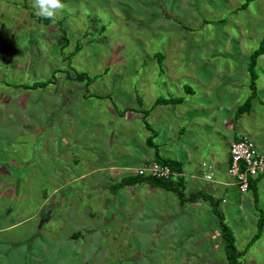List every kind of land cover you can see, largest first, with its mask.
<instances>
[{
    "label": "rangeland",
    "instance_id": "obj_1",
    "mask_svg": "<svg viewBox=\"0 0 264 264\" xmlns=\"http://www.w3.org/2000/svg\"><path fill=\"white\" fill-rule=\"evenodd\" d=\"M62 3L47 22L32 0H0V264H228L220 224L237 263L264 264V181L242 195L212 171V181L228 182L202 190L213 208L180 205L171 193L147 194L135 176L145 164L127 161L128 143L117 159L104 137L111 128L115 140L123 134L134 104L180 98L157 114L178 131L164 155L184 171L199 156L223 166L241 133L264 156V0ZM233 118L234 137L222 129ZM138 125L131 155L152 158L153 149L139 148ZM85 154L104 166L127 162V184L115 185L107 170L81 178L91 170Z\"/></svg>",
    "mask_w": 264,
    "mask_h": 264
},
{
    "label": "crops",
    "instance_id": "obj_2",
    "mask_svg": "<svg viewBox=\"0 0 264 264\" xmlns=\"http://www.w3.org/2000/svg\"><path fill=\"white\" fill-rule=\"evenodd\" d=\"M206 97H207V95H206ZM254 97L255 96L253 95V97H251V99H254ZM134 105L135 106L132 109H126L129 112L126 114V119L123 121V122H125L124 126H126L125 127V131H122L123 134H119L117 139L115 140L113 138L114 134L117 135L118 133L115 130H113V128H111V130L104 136V137H106V136L110 137V140L108 141V146L109 147L115 148L117 146L116 149H115L116 150V154H114V156L117 159L118 158H122L123 154L121 152V144L122 143H125V144L128 143V149H127V152L125 153V156H124L127 159L128 162H130L131 157H133L134 160H139L140 166L144 165V164L146 165V164H149L150 162H154V158H155L156 154H157V156H159V157H161L163 159H168V160H172V161L176 162L179 165V167H180V174H175L172 177V179L174 180V182H177L179 184H184L185 187L187 188L186 189L185 187H181L180 186V190L182 192V198L180 199L174 193L168 192V191H166V190H164L162 188L155 187L154 185H150V183L145 179L147 177H144V179L147 181V183L145 182V184H148L147 185V189H146V193L147 194H154L155 192L158 191L159 193L164 195L165 199H167V195L171 193L174 196L172 199L177 200L178 204H180V205H182V203H185V201H188L187 202V204H189L188 206H195V205H198V203L201 201L202 203L203 202L207 203L208 205H210L211 208H213V205H214L213 201H212L213 197L211 195L206 196L204 193H202V190L206 186H209L208 184H210L212 182L213 184H216L217 186H220L221 187V191H224V189L226 188L228 182H223V181L221 182V181H217V180H213L212 181L211 178H210V180H205L204 176L210 175V177H211L212 176V171H215V173H217L219 175L221 174V171H222L224 174L227 175L226 170H227V165H228V147H229L230 144L227 145L226 150H225L226 161H225L223 166H221L220 164H218L216 162V159H215L216 155L215 156H212V155L208 156V160H206V159L202 158L201 156H199L198 160L202 159L203 161H200V160L196 161L195 163L190 165L191 166L190 169H188V170L185 169V171H184V169L181 167V164L177 160H173L171 158H166L165 155H164V154H169L170 151H171V149H167L165 147V144L167 142H170V140H169L170 137L175 138L176 137L175 135L178 134V131L176 129H173L172 126L169 125L167 122H165V125H166L165 126L164 122H163L164 118L160 117L161 114H157L158 110L163 109V111H167L169 109L168 107L170 105H173V104H154L153 103V104H151V106L148 109H145V110L140 108L141 104H134ZM113 106H115V105H113ZM249 108H250V106H249ZM197 109L199 111L202 110L201 105H198ZM186 112L187 111H184V112H180L179 111L178 113H176V115L178 116L181 113L182 116H183V114H185ZM236 121H237V119H235V118L227 119V120L223 119L222 123L224 125H223L222 129H224V132L230 134L231 136L233 135V137H234L235 131H233L232 129H233V124ZM136 122H137V125L140 124V123L142 125H144V122L147 125V128L145 127V125L143 126V133H144L143 138H144V140L142 142V146H140L139 148L140 149H144V148L145 149H153L155 151V153L152 156V158H151V154L149 152L142 153L146 157H142V155L138 157L136 154L131 155V154L134 153L132 151L133 148L134 147L138 148L137 143H136V145L131 146V143L134 140L131 132L136 130L134 128L135 125H136ZM121 123H122V121H121ZM215 123H216V121H215ZM222 123H221V125H222ZM128 124L130 125L129 126L130 129L127 127ZM115 128L116 127L114 126V129ZM163 128H165V130H163ZM192 128L194 130L196 129L197 131H200V130H202L203 127L201 125H199V126L198 125H193ZM141 129L142 128L140 127V131H141ZM138 131L139 130L137 129V132ZM166 131L170 132L171 134L170 135L163 134ZM241 134H242L241 138H244V137L247 138V135H245L244 133H241ZM147 139H150V144H152V146L147 144ZM153 140H155V144L153 143ZM98 141L101 142L100 139H98ZM176 146H177L176 143H174V147H176ZM179 146L181 147V145H179ZM189 149L191 151H194V149L191 148V146H189ZM160 153H162V154H160ZM124 157H123V159H124ZM185 158H188V156L185 155ZM83 159L86 162L90 163L91 170L88 171V172L85 171L81 175V178H83L85 176L88 177V176L97 174V173H99L101 171L107 170V176L109 178H111L112 180L113 179L117 180V181H115V185H126L127 182H128V179H127L128 177L127 176L124 177L125 174H123V173H125L126 171L127 172H133V170H134L133 169L132 171H130L131 167H129L127 165L128 164L127 162H125L124 164L122 163V164H116V165H113L112 163H109L107 166H104L105 162L103 160L98 161L97 163H95V161H93V157L90 156L89 154H85L83 156ZM202 168H204V169L207 168V169L202 170ZM122 174H123V176H122ZM177 178H179V179H177ZM186 178L188 179L187 182H185V180H184ZM250 180H255L254 185L256 183L261 184V182L264 181V177L259 176V177L255 178V179H250ZM204 182H208V183L204 184L203 186H201ZM228 185L229 186H233V188H234L233 183H229ZM176 186H177V189H179V185L177 184ZM262 187H263V185H262ZM184 192L185 193L188 192V194L186 193V195L184 196ZM101 201L105 203L106 202V198H102ZM99 203H101V202H99ZM134 206L141 207V202H139L138 204L136 203ZM138 217L141 218L140 216L134 215L132 217V219H137ZM215 218H216V221L217 220H221L222 219V214L219 215V216L216 215ZM151 221H153V224H156L155 223L156 221H154V220H151ZM149 229H154V227L151 226V227H149ZM167 233L170 234V231H168ZM210 237H212V235Z\"/></svg>",
    "mask_w": 264,
    "mask_h": 264
},
{
    "label": "built area",
    "instance_id": "obj_3",
    "mask_svg": "<svg viewBox=\"0 0 264 264\" xmlns=\"http://www.w3.org/2000/svg\"><path fill=\"white\" fill-rule=\"evenodd\" d=\"M226 173L233 179L235 190L245 194L249 189V180L259 176L264 177V156L260 154L252 141L241 138L230 144L228 149V165ZM137 176H149L153 179L168 180L174 176L167 166L157 163L144 165L135 171ZM210 180V175L204 176Z\"/></svg>",
    "mask_w": 264,
    "mask_h": 264
},
{
    "label": "trees",
    "instance_id": "obj_4",
    "mask_svg": "<svg viewBox=\"0 0 264 264\" xmlns=\"http://www.w3.org/2000/svg\"><path fill=\"white\" fill-rule=\"evenodd\" d=\"M49 20L50 19H48L47 22ZM260 53H262V48H259L258 50L254 51L253 54H252L253 55L252 57L257 56ZM249 71H250V69H249ZM251 76H252L251 77L252 82L249 83V89L251 90L250 97H253V95L255 93V88L253 86L255 77L252 74H251ZM78 79H81V78L79 77ZM40 85L37 84V83H34L31 86H29L28 88L29 89H32V88L37 87V86H40ZM179 99L180 98H178V99H162V100H156L154 102V104H177L179 102ZM250 99L251 98H248V100L244 104V107H246V110L245 111H247V109L250 106V104H249ZM137 102H139V100ZM242 112H244L243 109H240V110L238 109V113H242ZM144 125L147 128V125H146L145 122H144ZM147 144H149L150 146H152V144H150V139H147ZM154 162L157 163V164H160V165L167 166L170 169V171L174 173V175L175 174H180V167H179V165L176 162L172 161V160L163 159V158L157 156V154H156L155 155V158H154ZM144 177H147L145 179L150 183V185H154L155 187L162 188V189H164V190H166L168 192L174 193L178 198H180V199L182 198V192L180 190L181 184H179L177 182H174V180L172 179L173 176L170 177V179H168V180H164V179H153V178H151L149 176H146V175L141 176V179H144ZM177 179H179V178H177ZM254 182H255V180H249V189L248 190H251L254 187ZM177 184L179 185V189H177V186H176ZM121 186H123V185H121ZM220 221L221 220H219V222ZM262 221H260V220L257 221V227L259 226L260 223L261 224L263 223ZM220 227H221V237H222V239L224 238V240L226 242V244H225V254H226V258H227L228 264H241V263H237L236 262V255L235 256L233 255L234 248L232 246L231 236L228 233L227 228L225 226H222V224H220ZM257 238H258V234L257 235H254V237L252 238V240H255ZM238 256H240V255H238Z\"/></svg>",
    "mask_w": 264,
    "mask_h": 264
},
{
    "label": "clouds",
    "instance_id": "obj_5",
    "mask_svg": "<svg viewBox=\"0 0 264 264\" xmlns=\"http://www.w3.org/2000/svg\"><path fill=\"white\" fill-rule=\"evenodd\" d=\"M32 7L38 17L54 21L58 13L64 10L65 5L62 0H32Z\"/></svg>",
    "mask_w": 264,
    "mask_h": 264
}]
</instances>
